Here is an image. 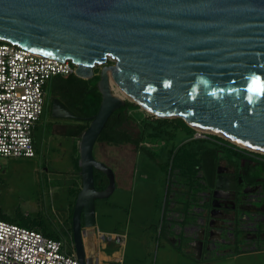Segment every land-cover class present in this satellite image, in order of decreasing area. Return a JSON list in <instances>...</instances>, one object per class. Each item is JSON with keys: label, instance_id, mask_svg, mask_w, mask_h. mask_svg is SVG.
<instances>
[{"label": "water", "instance_id": "obj_1", "mask_svg": "<svg viewBox=\"0 0 264 264\" xmlns=\"http://www.w3.org/2000/svg\"><path fill=\"white\" fill-rule=\"evenodd\" d=\"M0 40L69 60L82 80L102 66L99 109L78 145L81 188L71 224L79 264H95L84 240L90 252L95 201L115 189L113 171L93 148L126 103L264 151V0H0ZM111 82L126 98L115 96ZM50 113L76 119L55 98ZM94 171L107 178L104 190L95 188Z\"/></svg>", "mask_w": 264, "mask_h": 264}, {"label": "rangeland", "instance_id": "obj_2", "mask_svg": "<svg viewBox=\"0 0 264 264\" xmlns=\"http://www.w3.org/2000/svg\"><path fill=\"white\" fill-rule=\"evenodd\" d=\"M110 64L112 62H107V65ZM101 68L97 66L94 72L99 74ZM50 103L52 105V94L49 91L46 94L44 113L33 131L35 157L0 158V209L5 221L18 224L22 220L47 233L63 236L62 232L69 226L67 217L75 203L70 189L79 175L80 136L70 137L67 132L75 127L76 119L53 118L48 112ZM126 113L128 116L135 113L147 119L153 116L140 107ZM153 119L156 117L153 116ZM123 128L127 134L136 137L140 131H144V123L130 118L125 121ZM179 128L185 134L171 142L166 134L151 136L149 141L154 144V148L145 149L149 156L141 153L134 155L135 150L130 145H94V159L110 163L108 167L114 173L115 182V189L108 198L96 199L95 221L103 230L117 232L128 238L124 264H200L196 256L190 254L185 241L178 247L179 252L172 246L169 253L160 252L164 241L158 232L165 222L164 218L168 216L164 185L170 174L179 167L182 158L186 161L182 168L189 173L194 172L191 171L194 164L188 155L200 145L197 141L184 143L188 135L184 127ZM195 133L198 137L207 135L197 131ZM143 142L148 143L146 140ZM121 157L132 159L131 176L127 168L117 176L114 164ZM102 221H107V226H102ZM152 237L153 246L150 257H147ZM65 241L67 248L75 253L71 242ZM188 253L191 255L189 260L183 256ZM129 254H135L134 259H128ZM248 261L250 264H264L260 257ZM120 264H123V260Z\"/></svg>", "mask_w": 264, "mask_h": 264}, {"label": "flooded vegetation", "instance_id": "obj_3", "mask_svg": "<svg viewBox=\"0 0 264 264\" xmlns=\"http://www.w3.org/2000/svg\"><path fill=\"white\" fill-rule=\"evenodd\" d=\"M124 123L120 129L131 142L121 141L115 146L130 145L135 150L134 155L149 156L145 149L154 148V144L141 141L140 135L127 134ZM180 129L173 128L170 142L185 134ZM199 137L194 133L183 140L186 144L200 143L196 151L188 155L194 172L182 168L186 165L182 158L164 185L168 216L158 235L172 247L178 248L185 241L191 253L205 259L221 256L225 251L241 253L264 249V154L232 147L207 136ZM132 162V159L119 158L114 164L117 176L124 168L131 176ZM103 164L108 167L110 163L103 161ZM62 234L64 240L74 246L72 224L71 230L67 226Z\"/></svg>", "mask_w": 264, "mask_h": 264}, {"label": "built area", "instance_id": "obj_4", "mask_svg": "<svg viewBox=\"0 0 264 264\" xmlns=\"http://www.w3.org/2000/svg\"><path fill=\"white\" fill-rule=\"evenodd\" d=\"M69 60L39 57L0 40V158L35 157L33 131L47 83L74 72ZM0 264H79L66 242L0 218Z\"/></svg>", "mask_w": 264, "mask_h": 264}, {"label": "trees", "instance_id": "obj_5", "mask_svg": "<svg viewBox=\"0 0 264 264\" xmlns=\"http://www.w3.org/2000/svg\"><path fill=\"white\" fill-rule=\"evenodd\" d=\"M99 80L98 72L95 71V75L90 80H82L77 78L73 73L66 76H56L52 78L46 85L45 91L46 94L49 91L52 94V100L55 98L59 102H61L73 115L76 116V125L74 128L68 130V135L70 137H79L81 134L88 128L91 117H93L98 109L101 102V95L97 89V82ZM139 109L138 105L133 103H126L124 107L115 111L107 120L104 128L99 134L96 143H106L108 145H118L123 141V143L131 142L130 137H124L126 134L122 132L121 125L127 121V119L139 120L141 123H144V131H140L141 141H149L150 137L153 135H171L174 134V127H184L186 129V134L188 136H192L195 133V130L188 127L183 120L181 119H163V118H141L137 116V114L127 115L126 111H133ZM48 112H51V103L48 106ZM150 121V122H149ZM155 123L156 125H153ZM209 138H213L217 141L223 142L226 145H230L232 147H236L231 143L223 140L220 137L215 135H206ZM124 137V138H122ZM238 148V147H236ZM79 157V156H78ZM78 161V159H77ZM80 168L78 167V173ZM78 181V182H77ZM107 178L104 174L99 171H94V185L98 191L104 190L107 186ZM81 188V180L80 176H77L76 181L73 183L72 188L70 189V193L75 198ZM74 204V203H73ZM72 204V206H73ZM2 211L0 209V218H3ZM71 217L72 210H70L68 215L69 221V230H71ZM15 224V223H14ZM17 225L26 227L33 230H39L44 236L64 241L62 236L59 234L47 233L43 231L40 227L26 223L21 220Z\"/></svg>", "mask_w": 264, "mask_h": 264}, {"label": "crops", "instance_id": "obj_6", "mask_svg": "<svg viewBox=\"0 0 264 264\" xmlns=\"http://www.w3.org/2000/svg\"><path fill=\"white\" fill-rule=\"evenodd\" d=\"M96 222V221H95ZM166 222V219H165ZM186 224V222H185ZM96 226L97 233L93 237V240L91 241V250L89 252L88 248V242L85 239V247L87 253L91 254L92 258L95 261V264H120V262L123 260V264L126 258V251H127V244H128V238L123 236L120 233L117 232H111L109 230H103L100 225ZM102 226H107V221L104 223L102 221ZM100 234H103L106 236V240L102 241L100 239ZM170 236V235H168ZM164 241V240H163ZM165 242V241H164ZM162 244V249L160 252L164 253H169L171 250H169L170 246L167 245L166 243ZM90 246V245H89ZM153 246V237L151 238L150 244H149V249H148V256L150 257V251ZM168 247V248H167ZM174 250L179 252L177 247H173ZM171 249V248H170ZM135 252V251H134ZM176 252V253H177ZM191 254V252H190ZM131 254H129L128 259H134ZM187 255V256H186ZM194 255V254H191ZM191 255L188 254H183V256L187 257L188 260L191 259ZM260 257V260H264V249L260 251H246V252H241V253H235V252H227L225 251L223 255L217 256L213 259H205L202 258L201 256L199 257L198 255L195 257L197 261L200 264H227L231 262L232 264H250L248 260L252 259H257ZM184 259V258H182ZM243 259V260H241ZM184 261H186L184 259ZM163 263V262H162Z\"/></svg>", "mask_w": 264, "mask_h": 264}, {"label": "bare ground", "instance_id": "obj_7", "mask_svg": "<svg viewBox=\"0 0 264 264\" xmlns=\"http://www.w3.org/2000/svg\"><path fill=\"white\" fill-rule=\"evenodd\" d=\"M111 88H112V91L115 94V96H117L118 98H121V99L126 98V96L123 94L121 89H119L117 86H115L112 82H111ZM229 141H231V140H229ZM231 142L234 143L235 145L239 146L242 149H247V150H249L251 152L264 154V151H262V150H259V149H256V148L244 145V144H240V143H237V142H234V141H231Z\"/></svg>", "mask_w": 264, "mask_h": 264}]
</instances>
